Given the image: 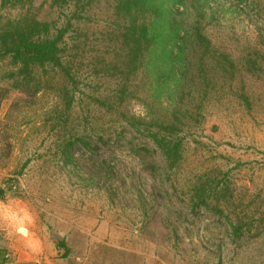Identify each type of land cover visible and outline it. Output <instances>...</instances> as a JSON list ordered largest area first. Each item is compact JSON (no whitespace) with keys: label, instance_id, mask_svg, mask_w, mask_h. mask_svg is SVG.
<instances>
[{"label":"rangeland","instance_id":"1","mask_svg":"<svg viewBox=\"0 0 264 264\" xmlns=\"http://www.w3.org/2000/svg\"><path fill=\"white\" fill-rule=\"evenodd\" d=\"M116 3L0 4L2 22L29 12L55 23L71 76L49 70L30 98L0 60V259L50 242L64 264H264V0L173 7L184 25L202 13L211 51L188 42L187 59L204 56L207 75L196 66L177 94L166 81L172 97L155 85L168 54L155 51L136 73L124 64ZM63 86L73 95L65 112ZM175 108L183 157L170 169L125 121Z\"/></svg>","mask_w":264,"mask_h":264},{"label":"trees","instance_id":"2","mask_svg":"<svg viewBox=\"0 0 264 264\" xmlns=\"http://www.w3.org/2000/svg\"><path fill=\"white\" fill-rule=\"evenodd\" d=\"M25 1L0 0V4L1 7L22 8ZM182 3L183 0H117L115 6L117 15L124 23L122 33L127 48L124 64L126 67L131 65L133 72L136 73L147 65L155 51L168 54L170 62L166 63L160 58V62L156 64L155 85L160 86L156 90L165 91L169 97L177 94L186 85L188 81L184 83L185 77L193 68L196 69V66L198 78H206L204 56L199 58L196 65L187 59L188 49L191 48L188 42L190 41L192 46L201 47L205 54L211 51L210 41L204 35L200 21L202 13L194 20L195 23L184 25L172 12L174 6ZM54 24L37 19L29 12L7 18L2 22L0 14V60L9 57L12 67L7 76L12 80L11 86L27 97H35L45 85H48L44 75L47 76L49 70L71 78L68 63L62 60L60 54L62 31H58ZM168 80L177 86L171 89L174 94L169 91L168 84L164 85ZM126 86L121 92L125 93ZM63 89L64 98H67L65 112L70 109L73 95L66 92V86H63ZM0 90L1 99L8 89ZM99 100L105 105V99ZM178 111L177 108L173 109L169 119L153 116L146 121L130 116L131 121H125L129 123L132 131L143 133V148L149 150L147 145L152 144L154 151L160 153L170 169L176 167L183 157L181 125L184 122L178 116ZM71 144L73 143L69 142L67 148ZM205 192L206 188H201L200 193L196 194L202 203L206 202Z\"/></svg>","mask_w":264,"mask_h":264},{"label":"crops","instance_id":"3","mask_svg":"<svg viewBox=\"0 0 264 264\" xmlns=\"http://www.w3.org/2000/svg\"><path fill=\"white\" fill-rule=\"evenodd\" d=\"M46 247V248H45ZM14 252L13 255L0 259V264H31L28 261H38V264H64L62 258H55L51 252L54 246L49 242L43 247L25 248ZM46 249V251H44ZM16 257H13V256Z\"/></svg>","mask_w":264,"mask_h":264}]
</instances>
